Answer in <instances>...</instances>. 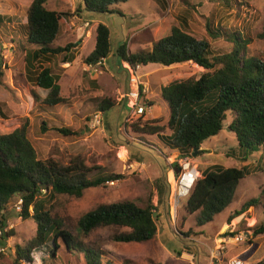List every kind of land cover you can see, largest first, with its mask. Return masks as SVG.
I'll return each mask as SVG.
<instances>
[{
  "label": "rangeland",
  "instance_id": "374dc122",
  "mask_svg": "<svg viewBox=\"0 0 264 264\" xmlns=\"http://www.w3.org/2000/svg\"><path fill=\"white\" fill-rule=\"evenodd\" d=\"M164 1L165 7L155 0H130L120 6L121 15H98L85 12L80 0H49L48 9L71 15L62 23L56 47L73 43L77 49L72 50L76 58L69 64L62 62V55L50 64L43 63L42 67H51L60 76L61 96L66 101L48 108L42 103L48 92L39 94L25 78V58L33 48L27 44L26 29L27 12L33 0H0V66L4 72L0 80V135L12 133L28 119L29 137L40 159H54L65 165L80 159L90 167L121 177L105 187L86 190L79 199L56 196L50 204L52 216L62 221L63 229L74 238L76 249L70 263L63 253L53 258L41 250L34 253V264H80L82 252L88 249L101 255L102 264H208L211 253L217 252L224 264L234 258L245 264L264 261V234L256 236L253 230L264 223L262 209L251 207L230 221L245 202L259 197L264 190V172L257 168L263 148L242 162L237 138L228 129L229 116L220 134L208 139L198 155L190 158L201 172L215 165L238 169L248 166V175L240 182L233 204L203 227L196 225L197 214L186 211V198L175 222L170 213V185L175 174L172 168L179 160V152H171L162 141L172 132L168 126L170 112L161 89L173 82L195 78L204 70L191 63L170 68L141 67L138 75L145 91L140 95L139 105L144 106L145 114L137 117L133 113L134 102L126 96L130 91L129 66L122 68L113 55L97 67V72L85 64L94 50L92 36L96 38L98 24L110 28L114 47L120 41L119 45L127 42L129 50L137 52L150 49L168 36L172 27L178 25L177 18L187 12L189 31L198 39H208L214 51L230 52L232 45L223 38L212 40L207 32L210 21L214 27L248 33L253 38L249 55L264 57V41L257 39L264 30V0H229L228 6L224 0ZM84 39L90 41L82 47ZM104 100L114 102L115 107L102 114L98 106ZM97 114L100 125L95 121ZM147 121H159L164 128L162 134L139 136L132 132V124L143 125ZM62 128L71 129L75 135L60 134ZM169 171L172 173L168 178ZM96 173L93 170L92 175ZM17 201L14 198L4 213L12 236L0 240V249L6 248L4 253L0 251V264H13L16 246L27 245L36 234L34 221L20 219L15 212L13 206ZM125 201L142 208L149 202L158 206V233L153 240L142 244L117 243L113 237L130 230L116 226L98 228L87 237L81 235V216L101 205Z\"/></svg>",
  "mask_w": 264,
  "mask_h": 264
},
{
  "label": "trees",
  "instance_id": "16d2710c",
  "mask_svg": "<svg viewBox=\"0 0 264 264\" xmlns=\"http://www.w3.org/2000/svg\"><path fill=\"white\" fill-rule=\"evenodd\" d=\"M48 1L33 0L28 9L27 44L33 48L27 52L25 62L29 83L47 90L48 94L42 103L48 108H54L66 102L61 96L60 76L51 67H42L43 63H51L60 55L63 56V63H71L76 56L72 52L75 47L73 43L64 47L55 45L62 23L68 21L71 15L48 9ZM129 1L82 0V7L86 12L98 15H121L120 6ZM155 1L161 6L166 5L164 0ZM224 2L227 6L230 4L229 0ZM187 14L177 18L178 25L172 27L168 36L155 42L150 49L137 52H131L127 42L114 47L110 28L100 23L96 29L95 48L85 59V64L105 62L115 53L113 56L131 68L149 65L170 68L188 63L197 65L204 70L199 76L173 82L161 89V97L170 112L168 126L172 132L162 141L171 152L191 156L208 139L220 134L229 116L231 122L228 129L237 138L242 162H247L263 148L257 168L264 172V57L249 55L253 38L248 33L238 29L227 31L219 25L214 27L210 21L207 32L212 40L223 38L232 45L230 52L214 51L208 39H198L189 31ZM257 39L264 41V30L257 35ZM3 76L1 65L0 80ZM98 107L105 114L115 107V103L104 100ZM163 129L159 121L131 125L132 132L139 136H158ZM28 132L30 123L25 119L12 133L0 135L2 226L7 227L4 213L14 198L23 200L21 218L32 219L36 225V234L28 244L16 246L13 264H34V253L41 250L50 253L53 258L63 253L67 263H70L76 249L75 240L63 229L62 221L52 216L50 204L58 195L79 199L86 190L105 187L121 177L90 167L80 159L66 165L54 159L42 160ZM59 133L75 135L74 131L67 128L59 129ZM247 167L238 169L215 165L200 171V177L186 201V211L190 215L197 214L194 219L198 227L211 223L233 204L240 182L248 175ZM178 168V165L173 164L175 174ZM93 170L98 173L92 175ZM163 190H160L161 194ZM251 207L261 208L264 215V190L259 197L245 202L230 221ZM157 208L151 202L144 208L129 201L101 205L81 216L80 233L87 237L101 227H125L130 232L115 235V242L146 243L158 233L157 221L160 215L157 214ZM253 230L256 236L263 235L264 223ZM11 236L9 232L5 235ZM82 254L80 264H102L101 255L97 252L88 249ZM258 264H264V261Z\"/></svg>",
  "mask_w": 264,
  "mask_h": 264
},
{
  "label": "built area",
  "instance_id": "2783aa9c",
  "mask_svg": "<svg viewBox=\"0 0 264 264\" xmlns=\"http://www.w3.org/2000/svg\"><path fill=\"white\" fill-rule=\"evenodd\" d=\"M104 64L103 62H99L96 65H88L90 69H92L94 72H97V67H100ZM141 68V66H137L136 68H129L127 69V77L129 78L130 82V91L127 93L126 96H129L131 100L134 102L135 109L133 111L134 115L137 117H142L145 114V108L144 106L139 105L140 95L145 91L144 85L142 84L140 80V76L138 75V71ZM95 121L98 125L101 124L100 120V114H97L94 116ZM179 154V160L177 161L178 165V172L177 174H174L173 176V182L170 185L171 186V197H170V213L172 214L173 221L175 222L178 210L181 206V202L183 199H187L191 191L193 190L196 182L198 181L200 177V171L196 167L195 164H191V158L190 156H182L180 158ZM15 212L20 216L23 210V200L21 198L18 199L16 204L13 206ZM20 219L21 216H20ZM2 220L0 219V239L4 238L6 233H8L10 227H3L2 226ZM1 253H4L6 251V248L0 249ZM221 254L219 252L217 253H211L209 257V263L208 264H224L220 260ZM199 259V257H198ZM225 264H245V262L240 258H234L232 260H229Z\"/></svg>",
  "mask_w": 264,
  "mask_h": 264
},
{
  "label": "crops",
  "instance_id": "0c3cea01",
  "mask_svg": "<svg viewBox=\"0 0 264 264\" xmlns=\"http://www.w3.org/2000/svg\"><path fill=\"white\" fill-rule=\"evenodd\" d=\"M81 1V4H82V0H80ZM85 11V10H84ZM86 12V11H85ZM91 38V37H90ZM92 38H94V39H96L95 38V35L94 36H92ZM88 41H90V39L88 40ZM88 41H86V39H84V40H82L81 42H82V47H84V45H86V43L88 42ZM121 42V41H120ZM119 42V43H120ZM119 43L117 44V45H119ZM75 45V47H74V49H72L73 51L74 50H76L77 49V47H76V44H74ZM81 45V43L79 44V46ZM78 46V47H79ZM94 48H95V45H94ZM113 55H115V53L113 54ZM118 60H119V58L117 57V56H115ZM120 61V60H119ZM121 62V61H120ZM50 64V63H49ZM64 64H69V63H64ZM121 65H122V68H123V65H128L127 63H123V62H121ZM129 66V65H128ZM124 71H125V69H124ZM26 77H27V73H26ZM25 77V78H26ZM27 81H28V79H27ZM29 82V81H28ZM31 86H33V88H35V89H38V93L40 92V91H42V92H48L47 90H44V89H41V88H39V87H35L34 85H32L31 83H29ZM11 85H12V81H11ZM40 94V93H39ZM41 96V95H40ZM46 98V97H45ZM44 98V99H45ZM169 173H172L171 171H169L168 172V178H169ZM170 181V180H169ZM184 255V254H183ZM199 261H200V259H198Z\"/></svg>",
  "mask_w": 264,
  "mask_h": 264
},
{
  "label": "water",
  "instance_id": "95a60500",
  "mask_svg": "<svg viewBox=\"0 0 264 264\" xmlns=\"http://www.w3.org/2000/svg\"><path fill=\"white\" fill-rule=\"evenodd\" d=\"M113 54H114V53H112L111 56H112ZM198 153H199V150L196 149V150L194 151V153L192 154V156H193V157H196V156L198 155ZM155 216H156V215H155Z\"/></svg>",
  "mask_w": 264,
  "mask_h": 264
},
{
  "label": "bare ground",
  "instance_id": "6f19581e",
  "mask_svg": "<svg viewBox=\"0 0 264 264\" xmlns=\"http://www.w3.org/2000/svg\"><path fill=\"white\" fill-rule=\"evenodd\" d=\"M184 258H185V259H188V258H190V257H189V256H187V255H185V256H184ZM188 260H189V259H188Z\"/></svg>",
  "mask_w": 264,
  "mask_h": 264
}]
</instances>
